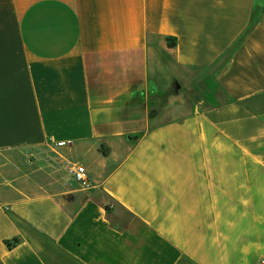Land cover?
Wrapping results in <instances>:
<instances>
[{
  "label": "crops",
  "instance_id": "0c3cea01",
  "mask_svg": "<svg viewBox=\"0 0 264 264\" xmlns=\"http://www.w3.org/2000/svg\"><path fill=\"white\" fill-rule=\"evenodd\" d=\"M166 58L227 102L152 126ZM263 263L264 0H0V264Z\"/></svg>",
  "mask_w": 264,
  "mask_h": 264
},
{
  "label": "rangeland",
  "instance_id": "374dc122",
  "mask_svg": "<svg viewBox=\"0 0 264 264\" xmlns=\"http://www.w3.org/2000/svg\"><path fill=\"white\" fill-rule=\"evenodd\" d=\"M160 57H163V55H160ZM212 72L213 69H195L180 66L169 59L154 63L151 71L153 92L148 91L150 124L155 126L184 117L197 108L206 110L224 105L227 102V97L219 87L212 83ZM44 156L45 159L39 158L38 160H43V163L47 166V172L52 175L49 176V179H57L60 183L73 189H82L73 180L71 174L73 163L64 162L56 172L54 161L58 155L47 153ZM42 178H44L43 181L48 182L46 176ZM85 191L62 196V199L67 206L73 207L76 202H80L86 197V194L83 193L88 192ZM94 196L110 205V207L112 206L114 215L119 218L118 220L121 223L129 219L130 216L126 210L111 200L105 193L96 191ZM73 197H78L77 201Z\"/></svg>",
  "mask_w": 264,
  "mask_h": 264
},
{
  "label": "built area",
  "instance_id": "2783aa9c",
  "mask_svg": "<svg viewBox=\"0 0 264 264\" xmlns=\"http://www.w3.org/2000/svg\"><path fill=\"white\" fill-rule=\"evenodd\" d=\"M71 174L75 183H77L83 190L91 189V181L87 168L82 164H75L71 169ZM264 264V263H263Z\"/></svg>",
  "mask_w": 264,
  "mask_h": 264
},
{
  "label": "trees",
  "instance_id": "16d2710c",
  "mask_svg": "<svg viewBox=\"0 0 264 264\" xmlns=\"http://www.w3.org/2000/svg\"><path fill=\"white\" fill-rule=\"evenodd\" d=\"M166 41H167V45H168L169 48H172V47L175 46V39L167 38ZM105 210H106V212L108 213V215H110V214L112 213V209H111L110 205H106V206H105ZM109 219H110L111 223L113 224V226L118 227L119 229H122V228H123V226H120L118 223H114V222L111 220L110 217H109ZM18 242H19L18 239H13L12 242H10V241H5V244H6L9 248H13L14 246H16V245L18 244Z\"/></svg>",
  "mask_w": 264,
  "mask_h": 264
}]
</instances>
